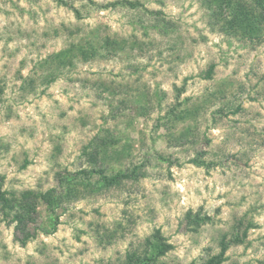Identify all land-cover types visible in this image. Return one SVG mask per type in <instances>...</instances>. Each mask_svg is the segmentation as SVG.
I'll list each match as a JSON object with an SVG mask.
<instances>
[{"label":"rangeland","instance_id":"1","mask_svg":"<svg viewBox=\"0 0 264 264\" xmlns=\"http://www.w3.org/2000/svg\"><path fill=\"white\" fill-rule=\"evenodd\" d=\"M68 1L81 17L55 0H0L3 188L45 190L59 171L91 167L97 136L115 140L97 166L114 174L146 162L145 175L86 190L57 212L54 232L39 230L26 246L0 221V264H115L157 228L174 245L165 263L200 264L240 219L256 225L224 264H264V40L247 45L228 36L199 0ZM106 37L125 43L44 81L47 56L72 41L101 46ZM182 101L199 111L171 125L172 136L163 116ZM189 124L191 133L176 139ZM195 156L211 166L189 162ZM190 209L211 219L193 230ZM104 226L118 230L106 244L97 237Z\"/></svg>","mask_w":264,"mask_h":264},{"label":"trees","instance_id":"2","mask_svg":"<svg viewBox=\"0 0 264 264\" xmlns=\"http://www.w3.org/2000/svg\"><path fill=\"white\" fill-rule=\"evenodd\" d=\"M57 3L71 7L81 17V12L73 3L68 0H55ZM207 10L211 23L217 26L220 31L230 37L237 38L247 45H259L264 40V0H199ZM131 4L128 0H121L104 4L102 7L117 4ZM160 27L156 24V27ZM165 31L168 25L162 24ZM161 27V28H162ZM125 41H118L106 37L101 46L93 40L87 42L72 41L68 46L47 56L42 65H47L48 73L44 81L48 84L55 82L65 69L75 66L77 59L89 61L100 54V49H105L111 54L121 50ZM214 71V64L206 70V78H211ZM31 83L33 79H30ZM29 81V82H30ZM31 85V84H30ZM4 93V87L0 86V98ZM184 102H178L171 106L164 114V126L173 136L171 125L185 122L191 115L199 111V108L182 107ZM191 133L190 124L182 130L176 139L187 136ZM93 152H87L88 158L92 163L91 167H84L76 172L69 170L59 171L56 175L57 185L47 189L26 188L23 190L4 189L5 176L0 174V221L6 222L14 227V239L22 246H26L34 240L39 230L52 233L57 229L59 222V210L64 212L69 208L71 202L81 199L85 191H95L109 189L110 187L120 186L128 180H138L144 176L142 164H136L128 170L119 169L114 174H108L106 166H97L98 160L105 162L109 152V147L115 140L108 138L95 137L91 141ZM91 144V143H90ZM103 153V154H101ZM162 155V154H161ZM157 158L169 159L165 156L156 154ZM201 157V156H200ZM195 156L189 162L197 166H211V162ZM102 159V160H101ZM148 160V159H147ZM148 162V161H147ZM173 163L170 161V164ZM28 161L22 165L26 168ZM83 187V188H82ZM44 206L47 210L48 225L40 223L41 210ZM186 220L193 230H198L211 217L201 210L190 209L186 213ZM251 220L245 225L244 220L240 219L232 232L224 233L219 239V250L209 254L200 264H224L227 259V251L232 245L245 242L250 228L255 227ZM244 226V228H242ZM97 228V227H96ZM118 230L109 229L104 226L97 230V237L102 244L115 238ZM174 248V245L163 234L160 228L155 229L150 235L146 236L140 243H133L115 264H167L163 258ZM98 264H112L110 261H100ZM190 264H197L192 261Z\"/></svg>","mask_w":264,"mask_h":264}]
</instances>
